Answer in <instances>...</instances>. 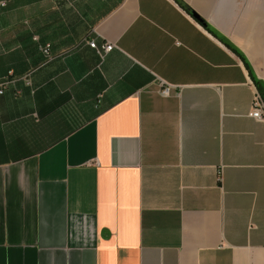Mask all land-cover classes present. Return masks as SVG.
I'll return each instance as SVG.
<instances>
[{"label": "crops", "instance_id": "0c3cea01", "mask_svg": "<svg viewBox=\"0 0 264 264\" xmlns=\"http://www.w3.org/2000/svg\"><path fill=\"white\" fill-rule=\"evenodd\" d=\"M248 65L264 0L0 6V264H264Z\"/></svg>", "mask_w": 264, "mask_h": 264}, {"label": "built area", "instance_id": "2783aa9c", "mask_svg": "<svg viewBox=\"0 0 264 264\" xmlns=\"http://www.w3.org/2000/svg\"><path fill=\"white\" fill-rule=\"evenodd\" d=\"M7 1L8 0H0V6H6ZM34 39L37 38L34 37ZM88 44L97 51L101 58L105 57V55L116 47L115 43L109 41L104 42L102 45H98L94 38L89 39ZM39 48L46 58H51V45L49 43L41 44ZM31 73L30 71L21 78L27 85H31ZM17 80L12 70L9 71L6 76L0 77V94H4L10 86L17 82ZM160 84L161 93L163 95H168L173 86L165 83L163 80H160ZM15 92L20 93L21 91L16 89ZM250 115L257 120H264V99L260 92H258L253 99ZM219 175L221 178V171H219Z\"/></svg>", "mask_w": 264, "mask_h": 264}, {"label": "trees", "instance_id": "16d2710c", "mask_svg": "<svg viewBox=\"0 0 264 264\" xmlns=\"http://www.w3.org/2000/svg\"><path fill=\"white\" fill-rule=\"evenodd\" d=\"M228 45H230L233 49H235L236 51H238L236 48H234L229 42H226ZM239 52V51H238ZM249 66V65H248ZM249 70H250V73H251V75H252V77H253V80H254V82H255V84H256V86H257V88H258V90H259V92H260V94L262 95V97H263V99H264V82H262L261 80H259L256 76H255V74L253 73V71H252V69L250 68V66H249Z\"/></svg>", "mask_w": 264, "mask_h": 264}]
</instances>
